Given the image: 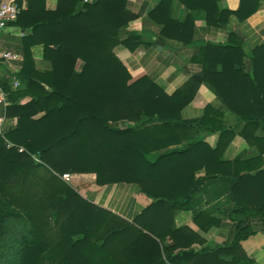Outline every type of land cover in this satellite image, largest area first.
<instances>
[{
  "label": "trees",
  "instance_id": "trees-1",
  "mask_svg": "<svg viewBox=\"0 0 264 264\" xmlns=\"http://www.w3.org/2000/svg\"><path fill=\"white\" fill-rule=\"evenodd\" d=\"M169 1L162 0L150 16L156 18ZM182 1L191 7L188 0ZM260 1L241 0L234 11L209 8L206 21L227 23L231 15L243 21ZM26 3L11 23L27 32L18 51L24 56L17 73L20 86L13 88L11 71L1 84L9 94L8 115L17 117L6 136L23 149L8 147L0 137V264H254L237 251L241 240L256 233L243 221L231 243L172 256L176 244H165L166 236L145 226L141 217L194 209L192 198L199 185L220 181L237 212L264 219V136L255 137L263 146L261 155L221 160L234 131L221 124V112L208 105L193 131H219L216 148L192 139L181 150L153 159L151 151L169 145L178 133L190 132L192 123L182 120L180 112L194 99L196 88L188 83L168 94L149 76L132 80L115 48L122 44L134 50L147 42L136 32L122 39V30L136 18L127 0H58L55 9H48L46 0ZM191 20L179 23L169 14L162 32L188 45ZM37 44L44 45L49 63L45 69L37 67L33 56ZM246 57L251 59L250 72L243 70ZM192 60L203 64L198 79L211 85L228 109L245 121L242 135L253 142L248 140L250 129L264 128V44L248 54L239 43L205 42ZM233 82L250 84L259 98L253 97L249 107L242 100L239 104L243 93L238 91L243 90H235ZM26 97L29 100L22 103ZM199 146L209 154L203 177L162 166L174 152ZM35 154L41 161L33 158ZM67 172H93L99 185L136 183L155 200L134 222H127L88 202L61 177ZM190 177L194 186H174L181 184L176 180ZM202 216L210 217L208 227L219 223L206 210L194 212L196 220ZM126 238L125 262L120 244Z\"/></svg>",
  "mask_w": 264,
  "mask_h": 264
},
{
  "label": "crops",
  "instance_id": "crops-1",
  "mask_svg": "<svg viewBox=\"0 0 264 264\" xmlns=\"http://www.w3.org/2000/svg\"><path fill=\"white\" fill-rule=\"evenodd\" d=\"M162 0H127L128 9L136 14V18L121 32L122 39L127 38L132 32L142 35L147 42L137 49H129L125 45H117L115 52L127 66L132 80L142 76H149L168 94L174 93L188 83L192 88H196L194 99L181 110V119L191 122L188 134L178 133L172 142L162 149L153 150L150 156L155 159L160 154L170 150H181L187 146L190 140L201 141L211 148H216L220 142L219 131L198 129L196 120L205 115L206 106H211L221 112L218 117L219 122L227 128L233 129L231 143L222 151L221 160H234L236 158H250L261 155L263 146L255 142V137L264 136V128H251L247 138L242 135L245 121L240 120L224 104L216 90L205 81L198 79L203 71V64L192 60L193 54L198 51L200 45L205 42L215 44H228L230 42L242 45L246 53H251L257 46L264 44V0L260 1L258 9L247 19L240 21L236 15H231L228 22L221 24H210L206 21L209 8L213 10H237L241 0H188L191 7H188L182 0H170L169 3L155 17L150 16ZM58 0H46L48 9H55ZM215 2V3H214ZM26 0H22L23 8L26 7ZM181 23L186 22L191 17V28L188 30L190 44H185L180 40L163 34L165 26L163 21L167 15ZM9 22L0 32V51L9 50L18 57L9 61L0 58V84L8 77L9 71L19 73L23 68L24 56L18 52L21 38L27 33L20 27ZM234 32V36H231ZM172 33L179 34L177 30ZM33 56L39 69L49 66L44 59V45L37 44L32 47ZM243 70L251 71V59H244ZM219 65V69H221ZM239 67V65H237ZM81 69V64L78 66ZM264 75V74H263ZM264 85V83H263ZM235 90H243L238 103L242 100L245 106H251L254 98H259L253 91V86L246 83L233 82ZM29 97L21 102L25 103ZM242 106V105H241ZM15 118L17 122V117ZM215 118V117H214ZM158 136V134L156 135ZM161 134H159V137ZM176 141L173 142V140ZM161 141V140H160ZM161 142H167L161 141ZM204 146V145H203ZM206 148L174 152L167 157L162 166H168L172 170L179 172L195 171V179L203 177L206 172L205 163L208 159ZM264 157V153L262 155ZM70 184L90 203L118 215L122 220L134 222L138 215L149 206L154 198L144 193L139 184L131 182H118L111 185H99L96 174L71 173ZM194 179L190 177L185 182L176 180L175 187L194 186ZM160 188V187H159ZM225 184L222 182L208 181L202 182L194 193L192 202L194 209H176L173 216H142L145 226L154 228L161 235H165V244H176L175 249H171V255L177 252L194 249L197 252L213 249L218 245L231 243L238 234V225L242 221L256 233L240 241L241 247L238 252H242L251 259L254 264H264V219L260 216H245L235 210L233 202L226 199L224 192ZM208 211L212 218L219 221L212 227H208L210 217L202 216L199 220L194 217L195 211ZM146 232L147 230L144 229ZM174 235V236H173ZM173 237L175 240H173ZM126 242L120 244L121 260L127 261ZM163 249V245H161ZM230 260V256L223 257Z\"/></svg>",
  "mask_w": 264,
  "mask_h": 264
},
{
  "label": "built area",
  "instance_id": "built-area-1",
  "mask_svg": "<svg viewBox=\"0 0 264 264\" xmlns=\"http://www.w3.org/2000/svg\"><path fill=\"white\" fill-rule=\"evenodd\" d=\"M93 0H84V2H90ZM23 9L21 0H0V32L6 27L9 22L15 21L21 10ZM18 57V54L4 50L0 51V58L5 61H9ZM12 72V71H11ZM11 82L14 89H17L20 86V80L16 73L11 74ZM9 94L6 92L0 84V137H2L8 147L18 146L16 143L10 141V139L6 136V131L11 126H14L17 122L15 118L8 115L7 109L9 105ZM20 149L22 147L18 146ZM61 177L67 181L71 182L72 174L71 173H63Z\"/></svg>",
  "mask_w": 264,
  "mask_h": 264
},
{
  "label": "rangeland",
  "instance_id": "rangeland-1",
  "mask_svg": "<svg viewBox=\"0 0 264 264\" xmlns=\"http://www.w3.org/2000/svg\"><path fill=\"white\" fill-rule=\"evenodd\" d=\"M34 159L41 161L39 158H37L36 154L33 156Z\"/></svg>",
  "mask_w": 264,
  "mask_h": 264
}]
</instances>
